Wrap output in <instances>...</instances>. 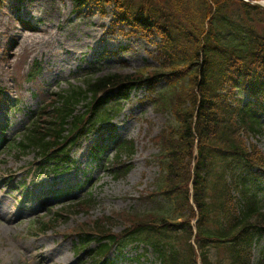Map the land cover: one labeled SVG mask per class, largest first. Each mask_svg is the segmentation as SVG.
<instances>
[{"label": "trees", "instance_id": "16d2710c", "mask_svg": "<svg viewBox=\"0 0 264 264\" xmlns=\"http://www.w3.org/2000/svg\"><path fill=\"white\" fill-rule=\"evenodd\" d=\"M74 5L79 14L86 9L104 15L111 6L113 26L153 42L159 62L132 73H90L83 85L53 94L43 110L46 125L37 121L30 135L45 160L65 167L69 147L105 125L110 143L103 146L116 147L108 169L124 178L136 145L118 134L112 119L120 108L113 105L145 87L156 110L171 115L155 137L159 176L142 195L160 205L127 214L130 224L121 237L112 232L111 217L97 220L95 231L83 230L82 241L99 244L92 257L105 259L115 246L143 245L152 249L156 264H198L199 257L203 264H264V255L253 263L264 239V150L249 139L263 132L264 9L243 0ZM102 148L98 143L93 151ZM92 201L76 204L84 208Z\"/></svg>", "mask_w": 264, "mask_h": 264}, {"label": "rangeland", "instance_id": "374dc122", "mask_svg": "<svg viewBox=\"0 0 264 264\" xmlns=\"http://www.w3.org/2000/svg\"><path fill=\"white\" fill-rule=\"evenodd\" d=\"M22 21L44 31L28 28ZM109 27L110 18L100 13L78 15L72 0H4L0 7V87L10 102L0 107V140L5 141L0 143V264H96L87 251L96 243H79L77 231H95L97 220L111 217L112 232L121 237L130 224L127 214L160 205L141 195L154 188L159 175L155 137L171 115L144 99V89L122 101L114 118L122 136L136 144L133 168L125 178L116 180L106 165L92 163L90 143L97 136L73 149L74 166L64 175L39 163L40 154L30 141L37 121L40 127L46 125L40 109L50 92L84 84L87 72L132 73L157 65L155 55L149 53L153 46L146 39L109 33ZM6 48L10 54L4 59ZM104 49L114 55L100 59ZM36 61L41 69L34 80L29 74ZM249 139L264 150V129ZM76 183L84 186L72 199L49 197L41 202L37 198L42 191ZM24 187L34 193L31 198L22 192ZM88 194L94 199L91 208L75 205ZM47 248L57 249L56 255L46 257ZM60 256L62 261H57ZM259 256L257 248L253 262ZM110 257L117 259L114 264H151L153 260L151 254L132 246L122 253L114 249Z\"/></svg>", "mask_w": 264, "mask_h": 264}, {"label": "bare ground", "instance_id": "6f19581e", "mask_svg": "<svg viewBox=\"0 0 264 264\" xmlns=\"http://www.w3.org/2000/svg\"><path fill=\"white\" fill-rule=\"evenodd\" d=\"M33 29H35L37 31H42V32L44 31V30H40L41 28L36 27V26H34ZM64 51H66V49H64ZM1 202H2V199H0V203ZM56 252H57V249H55V248H47L46 252H45V256L48 257V258H52V256L56 255ZM57 261H62V257L60 256V258H58Z\"/></svg>", "mask_w": 264, "mask_h": 264}, {"label": "water", "instance_id": "95a60500", "mask_svg": "<svg viewBox=\"0 0 264 264\" xmlns=\"http://www.w3.org/2000/svg\"><path fill=\"white\" fill-rule=\"evenodd\" d=\"M247 1H248V0H247ZM251 3H253V4L256 5V6H259V7L264 8V5H263L261 2L254 1V2H251Z\"/></svg>", "mask_w": 264, "mask_h": 264}]
</instances>
